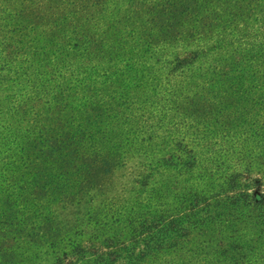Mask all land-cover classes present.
<instances>
[{
    "label": "trees",
    "instance_id": "16d2710c",
    "mask_svg": "<svg viewBox=\"0 0 264 264\" xmlns=\"http://www.w3.org/2000/svg\"><path fill=\"white\" fill-rule=\"evenodd\" d=\"M0 90L6 93L0 95V133L9 143L0 151V264H63L56 253L41 251L56 244L35 239L27 242L34 250L23 249V225L29 221L36 229L50 198L76 195L71 188L83 178L80 157L112 150L126 161L148 160L150 173L141 186L147 207L154 208L156 155L167 150L179 169L185 165L181 152L172 153L176 139L167 128L185 121L177 102H216L206 134L216 142L242 144L241 155H260L258 164H264V0H0ZM235 121L247 122L249 129L238 130ZM53 124L66 134L54 139ZM231 154L191 155L187 166L218 161L222 167ZM70 160L75 164L67 166ZM24 166L33 171L29 183L16 172ZM196 186L209 194L203 204L204 196L192 193L188 207L196 220L190 225L199 227L197 247L210 250L217 235L218 246H228L227 257L231 244L245 240L234 222L213 230L230 206L264 233V197L239 192L219 199L215 185ZM109 216L89 219L90 226L72 240L62 234L59 242L72 248L68 264H160L173 231H165L159 216L124 234L131 246H115L116 235L100 237L110 250L78 241ZM43 255L52 262L45 263Z\"/></svg>",
    "mask_w": 264,
    "mask_h": 264
},
{
    "label": "rangeland",
    "instance_id": "374dc122",
    "mask_svg": "<svg viewBox=\"0 0 264 264\" xmlns=\"http://www.w3.org/2000/svg\"><path fill=\"white\" fill-rule=\"evenodd\" d=\"M196 90L193 87L190 93L193 94ZM5 94L3 90H0L1 98ZM175 105L179 106L182 112L179 116L185 121H181L175 126L169 125L167 128L170 129L168 132H171L176 139V144L172 146V153L181 152L180 156L185 165L179 169V165L176 164L178 159L172 158L167 150H162L156 155V161L160 167V174L157 175L159 184L156 188L159 202L154 208L147 207L144 193L146 188L141 186L143 179L150 173L146 158L142 160L134 158L126 161L114 150L111 151V155L106 153L85 154L77 161V168L79 167L83 178L79 184L73 185L71 188L72 191H76V195L50 198V201L45 204L44 217L38 219L40 223L34 226L36 229H31L29 221L23 225L21 241L26 245L23 249H29L28 252L34 250L35 248L29 246L30 244L27 242L35 239H39L41 244L45 245L56 244L55 249L43 248V250H39L43 253H56L64 260L63 264H68V260H71L69 254L72 252V248L60 243L59 238L62 234H66V238L72 240L74 234L81 232L83 227L90 226L87 223L89 219L100 220L104 214L111 215L103 220L105 224L92 225L91 229H85V233L78 237V241L87 248L96 245L103 250H110L111 248L101 246L100 237L104 239L105 236L116 235L112 239L115 246L121 244L131 246V241L123 240L124 234L126 235L137 222H145V220L148 222L159 216L160 221L165 225V231L167 229L173 231L164 244L167 246V254L163 256L160 264H264V233L263 231L257 232L256 228L249 223L248 215L243 216V213H238L239 211L233 213L235 206H230V213H223L219 217L222 221L217 223L218 225L213 230L218 227L223 230L226 226L224 227L222 223L234 222L236 223L234 229L238 230L236 234H240L245 240L241 243L231 244L227 257L225 248L228 246L219 247L217 235H213L215 238L211 240L213 245L210 250H202L197 247L199 244L197 240H200V235L197 233L199 227L195 228L194 225H190L196 220L193 221L195 216L192 210L188 211V207L189 204L193 205L192 193L197 194L196 197L204 196L201 200L203 204L208 202L209 194L205 190H196V185L201 184L205 186L203 187L205 189H211L213 188L211 186L215 185L214 192L219 193L217 195L219 199H225L226 196L239 192H247L253 197H264V164H258V161L261 160L260 155H241L239 151L242 144L227 145L219 138L217 142L222 143L225 149L221 150L217 146L219 143L215 141V138L211 134H206L207 123L216 118V115L211 114L217 107L216 102L206 104L196 100H183ZM3 124L5 121L0 120V132ZM234 124L238 125V130L249 129L247 122L240 124L235 121ZM54 127L57 130L54 139H57L61 134H66L57 125ZM7 143L8 138L4 137V133L3 135L0 133V151L5 148ZM245 143L247 144V141L243 142L244 145ZM148 144L149 142L141 143L143 146ZM213 151L232 154L228 156L229 160L225 161L222 167L219 166L218 161L205 168H202L201 164H193L191 168L187 166L191 155L205 158ZM74 164L75 162L70 160L67 166ZM168 166L173 170L172 172L168 173ZM26 167L18 168L16 172L24 182L29 183L33 171L25 169ZM217 167L218 169H216ZM213 171L217 172L213 174ZM33 190L30 188V193ZM136 192L139 194L138 196ZM116 211H121V214H117ZM201 216L204 217L206 214L203 212ZM181 228H186V232H182ZM92 229L95 230V233ZM69 232L72 233L68 234ZM97 232L98 235H96ZM258 237H261V242L256 244L254 241ZM67 239L65 242H68ZM135 246L141 248V244ZM65 253H68L69 256H66ZM14 257L17 262H20V256ZM14 257L8 258L6 262L11 261ZM42 258L46 260L45 263L52 262L50 256L43 255ZM24 262H28L27 259ZM39 263L43 262L39 260L29 262V264Z\"/></svg>",
    "mask_w": 264,
    "mask_h": 264
}]
</instances>
